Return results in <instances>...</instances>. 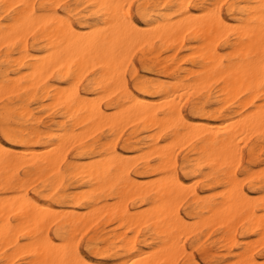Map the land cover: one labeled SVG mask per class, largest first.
Instances as JSON below:
<instances>
[{
  "label": "bare ground",
  "instance_id": "1",
  "mask_svg": "<svg viewBox=\"0 0 264 264\" xmlns=\"http://www.w3.org/2000/svg\"><path fill=\"white\" fill-rule=\"evenodd\" d=\"M263 142L264 0H0V264H264Z\"/></svg>",
  "mask_w": 264,
  "mask_h": 264
},
{
  "label": "rangeland",
  "instance_id": "2",
  "mask_svg": "<svg viewBox=\"0 0 264 264\" xmlns=\"http://www.w3.org/2000/svg\"><path fill=\"white\" fill-rule=\"evenodd\" d=\"M226 52H227V50L223 51V53H226ZM171 53H173V51H169V52L164 53L161 59L165 58L166 55L169 56ZM188 53H189L188 50L183 49L180 53H178V59L176 60V62H179L180 61L179 64H182V66H184V68L189 66V62H188L189 57H187ZM183 58H185V59H183ZM135 59H137V60H135ZM171 64H174V63L172 61H169L165 65H171ZM162 66H164V65H162ZM160 67L159 66H157V67L154 66V69H152V67H150L151 68V71H148L146 69V67L144 66V64H143V61H142V58H141V54L140 53H137L134 56V58H133V69L129 73L130 74V76H129L130 77V80H131V82H133V77H132V72L133 71H136L140 76H150V77H154L155 78L156 77V73L158 72V70H159ZM195 98H196V95L192 96V99H195ZM189 105H190L189 103H187L185 105V112H186V114L188 115V113H189L188 117H191L194 120L198 121L199 120L198 117H196L195 115H193V113L191 112V106H189ZM37 106L38 105L34 104L32 107L33 108H36ZM216 107L217 106L215 104L210 103L208 109L211 111V110H215ZM45 113L46 112L44 110L40 109V108H37L36 109V114L39 115V117L42 118V121L45 120L44 122H47L50 119V117L48 116L47 113L46 114ZM53 127H54V125H51V128H53ZM128 133H130V130H128L125 133L124 137L121 139V141H122V142L120 141L121 145L123 143V140L129 135ZM263 145H264V142H263ZM180 147L179 146L177 147V150L180 148L177 152L179 153L180 161H182L183 160V157H184V155H185V153L187 151V146H180ZM73 152H74L73 150H70L69 151V154H70L71 157L74 155ZM246 152H247V155H246ZM262 158H264V149L262 150ZM253 162H254V160H253L252 156H250V154L248 152V148H245V151H244V159H243V166L244 167H252ZM252 168H253L252 172H250V173L249 172H242V173H240V176L239 177H242L241 178L242 179V185H243L245 191L248 192V193H250L252 196H257V194H255V188L257 187V185L259 183L258 182L259 179L257 177H255V176L259 172H261V168L260 167H256V166H253ZM252 173L254 174V176L252 175ZM248 174H249V176L251 178H249ZM247 178H249V179H247ZM243 181H245V182H243ZM185 207L183 208L184 210L186 209ZM93 234H94V228H92V229L90 228L83 235H80V237H79L81 239L80 241H81V248H82V250L84 252H86L87 255L90 258L92 257V255L89 253V251H87L86 246H87V243H88L89 238ZM217 238H218V235L217 234H213V235H211V237L209 239H205V240L203 239V240H201V244H203L204 246H207L208 249L210 247V249L218 250L219 252H221L223 254L226 253L227 252L226 251V246H225L226 242H221L220 245H219L221 248H219V249L218 248L216 249V247L214 246V241ZM258 238H259L258 235H254V236H252L250 238V240L251 241H255V239H256V241H257ZM193 240L188 241V243H189L188 245H190L191 242H194ZM244 240H247V239L245 237H240L239 238L240 244H242V242H244ZM21 242H22L21 244H24V242L26 243L27 241L25 239H23ZM254 246L256 247V253L258 255H261L263 253V251H264V243L258 242ZM200 248H201L200 245H198V246L196 245L195 248L193 250L190 249L188 251V253L193 252L194 257H195V261L197 263H199V264H202V263L203 264H210L207 260H205L206 258L204 256V253L202 252V250ZM235 250L236 251L242 250V247H239V249L237 247V248H235ZM259 260L260 261H264L262 258H259ZM185 262H186V257H183V258L180 259V264H184Z\"/></svg>",
  "mask_w": 264,
  "mask_h": 264
}]
</instances>
